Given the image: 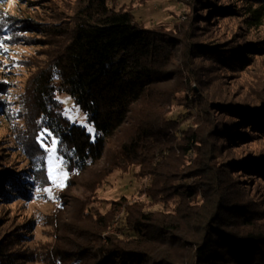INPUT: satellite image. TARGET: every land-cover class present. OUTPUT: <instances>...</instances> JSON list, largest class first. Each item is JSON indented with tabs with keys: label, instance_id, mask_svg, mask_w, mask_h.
<instances>
[{
	"label": "trees",
	"instance_id": "16d2710c",
	"mask_svg": "<svg viewBox=\"0 0 264 264\" xmlns=\"http://www.w3.org/2000/svg\"><path fill=\"white\" fill-rule=\"evenodd\" d=\"M111 1L83 0L74 22L53 31L55 42L26 37L23 20L0 10V119L26 162L0 161V204L28 201L52 183L54 141L69 176L64 191L94 169L91 189L118 169L148 181L144 201L85 206L81 225L62 228L67 243L51 253L54 264H264V204L246 185L264 179V151L242 149L264 137V38L210 37L220 19L264 28V0H182L194 14L169 30L144 28ZM25 42L44 52L27 63L34 73L13 103L3 69L9 48ZM248 69L253 80L241 99L216 82L217 71ZM63 94L94 136L66 117ZM175 107L182 111L173 115ZM102 160L106 169L97 168ZM27 262L12 238L0 237V264Z\"/></svg>",
	"mask_w": 264,
	"mask_h": 264
},
{
	"label": "rangeland",
	"instance_id": "374dc122",
	"mask_svg": "<svg viewBox=\"0 0 264 264\" xmlns=\"http://www.w3.org/2000/svg\"><path fill=\"white\" fill-rule=\"evenodd\" d=\"M181 1L113 0L110 5L117 9L131 11L134 20L144 28L169 30L194 14V8L191 5L186 6ZM226 1L228 0H223V2ZM82 2L83 0H5L4 4H0V10L23 20L24 27L21 29L27 30L24 33L26 37L34 38L37 34L42 39L48 37V40L54 39L55 42L58 40L53 37V31L55 29L63 31L74 22V16ZM34 28L39 30L33 33L32 29ZM210 33L212 40H225L233 35L242 36L244 41L264 38V28L259 29L258 32L245 30L238 19H220L216 26H210ZM45 34L48 36H44ZM26 37L25 39L29 40ZM26 43L28 42L23 45H13L7 52V60L11 59L7 62L10 67L3 69L5 72L3 75L7 81L10 77L12 83L9 92L10 101L24 91L27 82L34 73L31 65H27V63L40 59L44 52L40 50L42 46L33 43L27 45ZM46 51H50V49ZM260 64L261 59L257 61V65ZM251 70H242L231 74L217 71L219 76L216 82L222 86V89L228 91L229 97L232 96L236 100L241 99L247 91H250L249 85L253 80L251 76L253 71L251 72ZM57 98L63 104L66 117L85 127L87 132L94 136L93 126L87 123L86 116L76 107L72 98L65 94L59 95ZM16 108L14 105L13 109L16 110ZM179 111H182V108L176 109L175 107L172 114ZM8 125V122L5 123L0 119V161L4 165L12 164L21 168L25 166L26 162L22 154L18 152L17 142L13 139ZM54 143L51 141L47 146L49 151L47 171L52 183L40 187L34 193L33 198L28 201L17 200L11 204H0V237L2 239L12 238V249L22 251L28 259L27 264H54L51 253L57 247L63 248V245L67 243L63 229L74 227L76 222L81 225L78 218L85 206L104 210L110 206L111 202L123 196L128 198L130 203L144 201L145 197L142 192L148 181L133 177L131 173H122L119 169L104 175L96 189L95 187H93L94 189L90 188V183L97 173V170L94 169L76 178L64 191V185L69 176L64 173L60 159L55 156ZM110 147L115 151V142ZM242 149L246 152L264 151V137L262 136L253 145H247ZM234 153L232 152V154ZM107 166L105 160H102L97 168L106 169ZM246 185L249 186L251 196L264 204V179H254ZM18 233L24 234L22 237H17ZM109 233L116 234L114 225Z\"/></svg>",
	"mask_w": 264,
	"mask_h": 264
},
{
	"label": "snow or ice",
	"instance_id": "6c2138e0",
	"mask_svg": "<svg viewBox=\"0 0 264 264\" xmlns=\"http://www.w3.org/2000/svg\"><path fill=\"white\" fill-rule=\"evenodd\" d=\"M60 186H62V185H60Z\"/></svg>",
	"mask_w": 264,
	"mask_h": 264
}]
</instances>
